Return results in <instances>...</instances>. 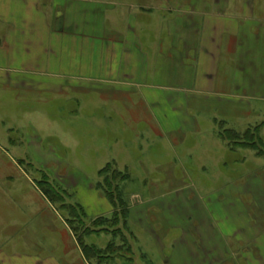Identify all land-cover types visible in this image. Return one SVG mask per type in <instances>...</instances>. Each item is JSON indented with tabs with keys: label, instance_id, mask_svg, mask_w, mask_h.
<instances>
[{
	"label": "rangeland",
	"instance_id": "374dc122",
	"mask_svg": "<svg viewBox=\"0 0 264 264\" xmlns=\"http://www.w3.org/2000/svg\"><path fill=\"white\" fill-rule=\"evenodd\" d=\"M51 2L44 0L47 9ZM96 2L105 8L89 17L100 31L124 28L123 17L138 15L150 62L142 76L139 72L133 83L124 84L120 78L101 83L47 78L35 79L38 85L19 70L13 80L0 70V253L9 239L56 237L55 255L65 258L69 248L74 254L65 213L37 182L45 173L88 218L109 215V203L95 185L99 171L115 163L130 174L121 186L130 205L126 234L132 254L113 264H207L208 259L210 264H261L264 157L251 149L230 151L218 133L222 127L244 132L264 122V97L248 98L224 76L205 88L195 83L198 54L188 53L180 63L165 32L162 17L176 19L178 10L168 12L156 0ZM104 12L105 25L97 21ZM155 39L167 46L161 53L154 51ZM260 136L264 139V127ZM196 222L200 228H192ZM209 222L226 235H214ZM235 222L245 223L249 240L230 236L225 223ZM175 226L192 228L198 238L179 241L182 228ZM112 239L93 234L86 243L105 248ZM67 264H74L72 258Z\"/></svg>",
	"mask_w": 264,
	"mask_h": 264
},
{
	"label": "crops",
	"instance_id": "0c3cea01",
	"mask_svg": "<svg viewBox=\"0 0 264 264\" xmlns=\"http://www.w3.org/2000/svg\"><path fill=\"white\" fill-rule=\"evenodd\" d=\"M156 1L165 3L168 12L178 10L176 19L162 17L170 38L169 49L176 60L180 58V63L188 53L198 54L196 84L205 88L224 76L236 83L237 89L245 90L248 98L264 97V0ZM172 2L175 3L171 5ZM104 8L96 0L63 3L52 0L49 9L44 0H0V52L5 54L0 55V70L7 71L5 79L13 80L14 70H19L24 74L21 77L31 83H37L35 79L43 83L47 78L89 83L120 78L122 84L133 83L134 77L139 72L142 76L145 64L150 62L141 40L138 15L123 17L124 28L106 30L103 26L100 31L89 14L102 12ZM106 18L104 12L97 21L105 25ZM116 22L113 19V25ZM155 40L154 51L161 53L167 46ZM235 71L239 75L235 76ZM200 224L196 222L192 228H200ZM209 224L214 235H226L219 234L215 226ZM226 226H230V236L241 235L246 240L244 222L225 223L224 228ZM175 228H182L179 241L186 236L190 244L189 236L198 238L199 233L192 228ZM55 238H36L31 242L25 238L9 239L5 250H1L0 264H67L71 258L74 264L79 260L81 264H88L73 238L74 254L69 248L64 249L65 258L55 255L54 252L60 250L59 247L53 249ZM48 247L50 253L46 251ZM44 251L47 254L44 255ZM206 262L210 264V259Z\"/></svg>",
	"mask_w": 264,
	"mask_h": 264
},
{
	"label": "trees",
	"instance_id": "16d2710c",
	"mask_svg": "<svg viewBox=\"0 0 264 264\" xmlns=\"http://www.w3.org/2000/svg\"><path fill=\"white\" fill-rule=\"evenodd\" d=\"M263 127L264 122L244 132L222 127L218 136L227 142L226 145L230 151H237L241 148L251 149L256 151L257 156L264 157V139L260 136ZM99 176L100 181L95 188L104 199H107L109 210L106 214L109 215L100 213L92 219L87 217L82 205L68 203L66 201V195H69L67 190L54 185L47 174H43L37 186L57 211L65 213L63 219L84 260L88 264H113L118 258L124 257V254H132L129 237L126 234L129 229L130 205L121 186L130 180V174L128 171H119L115 163H108L99 171ZM102 233L111 234L113 237L105 248L86 243L87 236ZM127 260H132V258H127Z\"/></svg>",
	"mask_w": 264,
	"mask_h": 264
}]
</instances>
